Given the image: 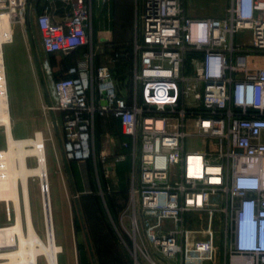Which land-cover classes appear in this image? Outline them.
I'll list each match as a JSON object with an SVG mask.
<instances>
[{
  "label": "built area",
  "instance_id": "built-area-1",
  "mask_svg": "<svg viewBox=\"0 0 264 264\" xmlns=\"http://www.w3.org/2000/svg\"><path fill=\"white\" fill-rule=\"evenodd\" d=\"M94 1L110 2L62 0L68 11L56 21L47 9L57 0H0V18L23 33L34 18L46 55L42 108L66 159L91 161L98 120L118 123L127 153L115 161L132 162L121 226L136 264L139 253L156 264L148 246L182 261L183 239L214 234L189 228L204 213L216 215L225 264H264V0H228L220 16L190 14L192 0H134L130 52L113 39L95 44ZM82 48L67 69L50 61ZM121 58L131 64L119 74Z\"/></svg>",
  "mask_w": 264,
  "mask_h": 264
},
{
  "label": "rangeland",
  "instance_id": "rangeland-1",
  "mask_svg": "<svg viewBox=\"0 0 264 264\" xmlns=\"http://www.w3.org/2000/svg\"><path fill=\"white\" fill-rule=\"evenodd\" d=\"M225 2V0H195L191 13L195 15V12H199L213 16L222 11ZM133 7L129 3L122 4L120 8L111 6V22L107 21L106 25L110 26L113 39L130 35ZM67 11L68 8H65L64 12ZM12 26L13 42L4 45L9 76L11 71L12 74L18 71V65L22 60L28 62L31 57L34 60L40 49V38L35 30L33 17L24 29L27 33H23L19 25L13 24ZM250 36V32H245L240 35L239 40L249 43ZM94 38L95 44L105 43V39L97 35L96 28H94ZM57 56L59 60L63 59L61 55ZM256 62L257 67H264V56H258ZM40 78L46 88L42 70H40ZM44 91H42L43 95L46 94ZM17 94V90L16 92L10 90L11 117L15 137L35 139L36 135L41 132L47 151L49 154L51 151L55 159L54 168L49 170V180L57 241L64 248V253L60 257L61 264H136V257L130 251L134 249L133 243L121 226V215L127 197L117 190H120L123 185L120 183V178L125 180L123 181L125 186L128 184L131 159L127 156L123 162L115 161L114 154L123 153L120 147L122 133L118 126L109 120L97 124L94 139L95 158L83 164L68 161L57 132L51 125L53 116L44 113L43 104L39 103L37 93L34 90L29 92L28 104L21 106ZM6 147L5 130L0 128V150ZM105 147H113L115 151L111 155L106 153L108 157L106 163H103L100 154ZM37 164V158H29L30 167H35ZM107 167L110 168L107 169ZM30 188L34 220L45 239L47 228L43 205L44 186L37 177L31 180ZM108 188H111V191H108ZM9 220L11 219L7 215L5 206L0 202V226L11 223ZM126 225L132 233V228L129 227L130 222L126 221ZM190 227L196 231L213 230L214 234L221 232L216 215L207 213L196 215ZM120 233H123L127 245L121 241ZM86 234H88L90 245ZM200 236L206 237L204 234ZM143 259L147 260L139 253L138 264H141Z\"/></svg>",
  "mask_w": 264,
  "mask_h": 264
},
{
  "label": "bare ground",
  "instance_id": "bare-ground-1",
  "mask_svg": "<svg viewBox=\"0 0 264 264\" xmlns=\"http://www.w3.org/2000/svg\"><path fill=\"white\" fill-rule=\"evenodd\" d=\"M12 19L0 18V126L6 134V149L0 150V202L11 223L0 226V264H61L64 248L57 241L47 149L41 132L35 139L14 135L6 80L4 45L13 42ZM29 158H37L35 167ZM39 178L44 186L43 205L47 237L36 226L30 183Z\"/></svg>",
  "mask_w": 264,
  "mask_h": 264
},
{
  "label": "crops",
  "instance_id": "crops-1",
  "mask_svg": "<svg viewBox=\"0 0 264 264\" xmlns=\"http://www.w3.org/2000/svg\"><path fill=\"white\" fill-rule=\"evenodd\" d=\"M195 0H192L190 2L189 6V13L193 10V2ZM226 2L224 3L223 7L225 4L228 2V0H225ZM127 3L130 4V6H134V0H110L109 4L101 8L99 4L94 1V14H95V25L94 28H96L97 35L99 37H103L105 41L109 39H113L112 37V32L110 26L106 25V22L108 21L109 23L111 22V6H114L115 8H120V6L127 5ZM39 11L46 10L47 6L43 3H39ZM66 8L65 4L62 2V0H57V3L53 6H48V13L53 17L54 20L59 21L62 19V17L65 15L64 9ZM134 8V7H133ZM223 11V9H222ZM222 11L220 13H215L213 16H220L222 14ZM195 15L197 16H207L206 14L195 12ZM116 17V15H114ZM133 31H134V10H133V17H132V30L130 34L132 33L133 36ZM30 43V42H29ZM100 45V43L98 42ZM97 44V45H98ZM88 51L87 48H82L78 50L79 56L74 58V64L77 60L81 59L83 55ZM38 56L41 58L36 59V56L31 57V59L28 60H22L20 62V65H18V71H15L9 76V70L6 62V56L4 54V60H5V65H6V78H7V87H8V93H9V99H10V90H16L18 91V97L20 99V106L24 104H28V99H29V92L33 91L37 93V98L40 104H43L45 100L47 99V96L43 95V84L40 78V67H41V61L46 57L45 53L43 51L38 52ZM37 55V54H36ZM38 62V63H37ZM60 65V60L56 62V65L54 67H59ZM12 70V69H11ZM16 89V90H15ZM11 103V100H10ZM109 121H112L114 124L118 126L120 129L118 123L114 121L113 119H106ZM103 123L105 121L99 119L98 123ZM125 138L122 136V140ZM121 140V141H122ZM102 152L108 153V155H111L115 150L113 147H105ZM123 152L127 153V151L122 150ZM48 153V160H49V170H52L54 168V156L53 153L50 154ZM131 169H132V162H131ZM131 169L129 173V180L128 184L125 186L123 183L122 178H120V183H121V188L119 193L121 195H125L127 197L128 201V189L130 188V180H131ZM114 190V191H116ZM127 204V202H126ZM190 230L196 231L195 229L189 227ZM87 237V236H86ZM87 237V241H88ZM90 245V244H89ZM183 245L185 246V253L187 255L184 256V259L181 261L182 257L176 258V259H168L165 258L162 254H160L158 251H156L153 247L148 246L151 252V257L152 259L156 262V264H225L227 261L225 251H224V241L223 238L220 234H212L208 235L206 237L200 236V234H190L186 239H183ZM92 251V248H91ZM141 264H153L151 261L148 259L141 261Z\"/></svg>",
  "mask_w": 264,
  "mask_h": 264
},
{
  "label": "trees",
  "instance_id": "trees-1",
  "mask_svg": "<svg viewBox=\"0 0 264 264\" xmlns=\"http://www.w3.org/2000/svg\"><path fill=\"white\" fill-rule=\"evenodd\" d=\"M131 42H132V33L127 36V37H122L119 39H113V44L115 51H121V50H126V51H131ZM79 53L78 51L74 54H72L70 57H67L65 59H61L60 60V65L63 67V69H67L68 66L72 65V63L75 61L74 58L78 57ZM50 61L52 63L53 66L56 65V62L58 61V56L57 55H51L50 56ZM121 61L125 62V64H122L120 66V68L118 69V73L121 74L122 73V67L130 65L131 64V60L128 59H123L121 58Z\"/></svg>",
  "mask_w": 264,
  "mask_h": 264
},
{
  "label": "water",
  "instance_id": "water-1",
  "mask_svg": "<svg viewBox=\"0 0 264 264\" xmlns=\"http://www.w3.org/2000/svg\"><path fill=\"white\" fill-rule=\"evenodd\" d=\"M86 236L88 237V234H86ZM88 243L90 244L89 240H88Z\"/></svg>",
  "mask_w": 264,
  "mask_h": 264
}]
</instances>
